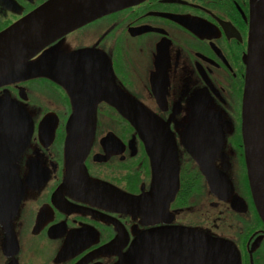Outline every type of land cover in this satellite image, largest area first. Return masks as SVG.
<instances>
[{
  "label": "flooded vegetation",
  "instance_id": "af4514ba",
  "mask_svg": "<svg viewBox=\"0 0 264 264\" xmlns=\"http://www.w3.org/2000/svg\"><path fill=\"white\" fill-rule=\"evenodd\" d=\"M50 1L0 0V34ZM250 19V0H139L77 26L29 58L104 54L115 86L168 124L170 141L163 132L151 137L159 149L147 148L113 104L99 101L83 156L90 182L129 196L152 192L156 179L168 185L174 165L176 192L157 214L97 204L83 177L61 188L74 111L63 82L40 74L0 85V101L22 104L33 122L28 145L16 148L0 173V188L11 187L4 182L10 171L23 187L11 213L16 200L0 193V264H119L141 233L180 227L225 240L238 264H264V221L243 138ZM49 113L56 124L53 140L44 143L39 125ZM108 244L113 250L102 249ZM154 257L148 264H161L162 257ZM163 257L164 264H185L180 253Z\"/></svg>",
  "mask_w": 264,
  "mask_h": 264
},
{
  "label": "water",
  "instance_id": "95a60500",
  "mask_svg": "<svg viewBox=\"0 0 264 264\" xmlns=\"http://www.w3.org/2000/svg\"><path fill=\"white\" fill-rule=\"evenodd\" d=\"M137 1L139 0L48 2L0 34V85L40 74L63 82L71 94L74 111L66 125V168L61 188L67 189L65 187L75 177H83L85 186H88L86 191L89 200L100 205L104 201V206L114 210L149 215L159 213L173 198L177 187V168L174 165V180H168V185L156 179L152 192L129 196L109 184L90 182L83 156L92 136L95 108L99 101L105 100L113 104L137 129L147 148L152 147L151 137L163 132L167 141H170L168 124H164L142 103L115 86L111 64L104 54L95 56L90 50L75 51L29 62V58L40 48L77 26ZM250 17V43L243 95V138L253 199L264 221V0H250ZM55 124L53 114L43 117L39 125L42 142L53 140ZM32 126L31 115L25 106L10 100L0 101V159L6 160L4 168L0 165V173H5L7 162L12 161L15 156L14 150L17 148L21 151L28 145ZM152 148L159 149L158 146ZM13 174L16 173L8 172L10 179H4L11 187L0 188V193L4 192L6 197L9 196L10 202L16 200L10 205V213L17 207L23 190L15 182ZM210 184L214 189L220 188L212 180ZM224 185L227 186V181ZM236 197L233 198V204L237 202ZM170 235L177 237V240L170 241ZM112 244L102 249L113 250ZM172 252L182 254L185 264H238L235 250L225 240L188 227L176 230L159 228L141 233L129 250L121 255L119 264H148L149 255H154L153 259L160 255L162 258L159 261L164 264L166 259L163 255Z\"/></svg>",
  "mask_w": 264,
  "mask_h": 264
}]
</instances>
